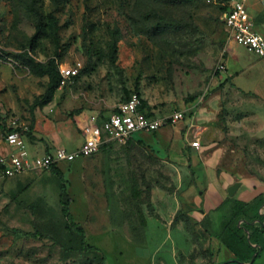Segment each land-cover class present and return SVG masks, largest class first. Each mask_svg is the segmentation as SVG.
<instances>
[{
  "label": "rangeland",
  "instance_id": "1",
  "mask_svg": "<svg viewBox=\"0 0 264 264\" xmlns=\"http://www.w3.org/2000/svg\"><path fill=\"white\" fill-rule=\"evenodd\" d=\"M225 2L0 0V155L10 121L28 153L41 155L77 148L78 116L108 114L132 93L155 116L184 111L157 131L135 132L134 140L144 136L138 142L60 162L61 177L35 170L0 180V264H101L100 255L104 264H211L210 245L218 244L201 225L209 180L264 186V100L231 84L233 73L237 85L264 94V57L229 39ZM36 11L48 34L31 50ZM25 54L78 74L60 79L41 104L48 78L23 63ZM61 184L96 251L80 250V236L69 232ZM251 264H264V247Z\"/></svg>",
  "mask_w": 264,
  "mask_h": 264
},
{
  "label": "built area",
  "instance_id": "2",
  "mask_svg": "<svg viewBox=\"0 0 264 264\" xmlns=\"http://www.w3.org/2000/svg\"><path fill=\"white\" fill-rule=\"evenodd\" d=\"M251 2L258 4L259 11L264 12V0H227L224 3L226 9L220 14V19L232 42L264 57V19L250 14ZM59 73L64 80L76 76L78 69L73 66L60 67ZM141 105V97L132 93L108 114H87L78 125L83 141L77 148L55 147L44 150L41 155L28 153L25 135L15 121H10L2 133V141L9 150L0 155V180L29 171H48L60 162H71L77 157L90 156L107 143L126 141L139 131H157L163 125L184 117L183 110L173 111L166 117L149 116L141 110ZM190 145L197 146L198 141H192Z\"/></svg>",
  "mask_w": 264,
  "mask_h": 264
},
{
  "label": "trees",
  "instance_id": "3",
  "mask_svg": "<svg viewBox=\"0 0 264 264\" xmlns=\"http://www.w3.org/2000/svg\"><path fill=\"white\" fill-rule=\"evenodd\" d=\"M225 9L226 7L223 6L221 12ZM35 16L37 22L35 25V32L30 39L31 50L34 49L35 44L40 39L45 38L48 34L44 15L39 11H36ZM23 63L29 67L34 74L46 76L48 78L44 96L40 101L41 104L48 103L61 79L56 60L50 59L47 62H40L35 61L32 57L25 54ZM129 96L130 95L124 100ZM141 102V110L149 116H154L150 111L147 102L143 99H141ZM99 115L102 116L103 114L101 113ZM105 145H102L101 147ZM58 168V165H53L49 171L61 177ZM60 188L62 213L69 222V232L76 236H80V250L96 251L95 247L89 246L85 243L83 229L74 224L68 208L69 199L65 192V187L61 184ZM63 197L66 199L64 200ZM263 207L264 192L256 195L248 201L240 200L235 195L232 197L227 195L216 208L207 213L206 217L201 220V225L204 227L210 238H212V241L216 240L218 244L216 251L213 246L211 247L210 245L209 253L211 264H219L218 259L221 258V249H225L231 255L232 264H251L259 256L260 251L264 247ZM176 220H178V213L175 214L173 222ZM99 261L101 264H104V257L102 255L99 256Z\"/></svg>",
  "mask_w": 264,
  "mask_h": 264
},
{
  "label": "crops",
  "instance_id": "4",
  "mask_svg": "<svg viewBox=\"0 0 264 264\" xmlns=\"http://www.w3.org/2000/svg\"><path fill=\"white\" fill-rule=\"evenodd\" d=\"M251 8H250V14L252 16H258L260 19H264V12H260L259 9L260 7L258 6V4H256L255 2H251ZM227 68V67H226ZM228 72V70H227ZM230 74V73H229ZM232 77L234 76L233 73H231ZM231 77V84L238 90L244 92V93H251L261 99L264 100V94L260 91H257L253 88H244V86H242L243 84H236L235 82V78L233 79ZM87 114H80L78 116V120L81 121L82 118L84 116H86ZM192 124L190 122H188L187 124V128H186V132L185 135L188 134V132H190L192 130ZM144 137V136H143ZM143 137H140L139 139L134 140L132 137L130 138L132 141L138 142L140 140L143 139ZM109 143H107L106 145H108ZM188 144H190V142H188ZM8 147H5V153L8 152ZM46 150V149H45ZM190 156L193 157H197V151L195 150V148H191L190 149ZM233 177L228 176V177H221L220 179L217 177H215L212 180H209L210 182V187H211V191L214 190L213 193L209 192L208 193V199L206 200V205H207V210L211 211L214 208H216L224 199L222 197V189H227V187L229 185H231L233 183L232 180ZM235 182V181H234ZM264 192V186L262 185H258V184H254V183H246L243 182L240 184V186L238 187V189L235 192V196L243 201H248L250 199H252L253 197H255L256 195L260 194ZM227 193V192H226ZM194 201V198L191 199V202ZM217 202V203H216ZM221 259H218V263L219 264H232L231 261V255L225 250V249H221Z\"/></svg>",
  "mask_w": 264,
  "mask_h": 264
},
{
  "label": "water",
  "instance_id": "5",
  "mask_svg": "<svg viewBox=\"0 0 264 264\" xmlns=\"http://www.w3.org/2000/svg\"><path fill=\"white\" fill-rule=\"evenodd\" d=\"M241 182L240 181H235L233 182L231 185H229L226 189L227 195L229 197L234 196L236 190L238 189V187L240 186Z\"/></svg>",
  "mask_w": 264,
  "mask_h": 264
}]
</instances>
